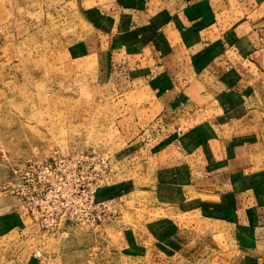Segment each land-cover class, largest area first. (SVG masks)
I'll return each instance as SVG.
<instances>
[{"label":"crops","instance_id":"0c3cea01","mask_svg":"<svg viewBox=\"0 0 264 264\" xmlns=\"http://www.w3.org/2000/svg\"><path fill=\"white\" fill-rule=\"evenodd\" d=\"M79 1L128 85L159 106L130 162L144 177L101 188L142 219L94 228L106 245L78 257L21 246L0 264H264V0Z\"/></svg>","mask_w":264,"mask_h":264},{"label":"rangeland","instance_id":"374dc122","mask_svg":"<svg viewBox=\"0 0 264 264\" xmlns=\"http://www.w3.org/2000/svg\"><path fill=\"white\" fill-rule=\"evenodd\" d=\"M101 26L79 0H0V261L21 246L23 253L74 258L102 240L106 245L103 229L73 225L46 233L25 212V227L10 229L6 211L21 205L10 189L18 168L54 150L93 152L109 159L107 184L127 188L144 177L143 167L130 162L142 156L134 150L159 106L150 89L128 85ZM115 195L132 205L126 193ZM122 210L142 219V212Z\"/></svg>","mask_w":264,"mask_h":264},{"label":"built area","instance_id":"2783aa9c","mask_svg":"<svg viewBox=\"0 0 264 264\" xmlns=\"http://www.w3.org/2000/svg\"><path fill=\"white\" fill-rule=\"evenodd\" d=\"M110 167L104 155L54 150L15 170L10 189L21 201L17 210L35 217L46 233L116 222L122 216V197L101 192Z\"/></svg>","mask_w":264,"mask_h":264}]
</instances>
